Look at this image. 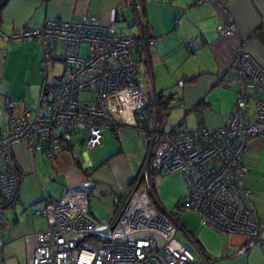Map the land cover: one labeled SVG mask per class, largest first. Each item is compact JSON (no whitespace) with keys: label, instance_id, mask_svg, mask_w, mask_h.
Segmentation results:
<instances>
[{"label":"built area","instance_id":"1","mask_svg":"<svg viewBox=\"0 0 264 264\" xmlns=\"http://www.w3.org/2000/svg\"><path fill=\"white\" fill-rule=\"evenodd\" d=\"M194 1L224 9L226 0ZM234 29L229 15L216 26L223 36ZM3 37L32 39L40 44L43 56L55 54L58 45L63 70L56 84L40 87L32 109L22 107L19 114L9 115L0 132V224L3 210L17 197L14 145L23 144L30 153H41L53 163L62 135L82 131L83 147L90 151L100 144L102 129L119 135L128 128L142 134L147 146L133 184L111 218L88 216L85 189L68 187L37 208L35 213L46 224L34 234L29 264H205L200 254L195 257L191 247L196 246L189 237V245L177 238L185 211L195 213L200 226L220 235L244 236L239 252L255 244L264 247L250 192L243 184L246 168L241 162L249 140L264 138V67L241 42L224 73L215 76L221 88L236 85L223 123L211 130L185 128L168 134L157 128L154 102L137 83L134 53L143 39L139 31L120 35L112 22L82 15L76 20L55 17L36 26L24 24ZM82 43L83 54L79 53ZM181 43L192 50L198 41ZM18 102L5 98L2 105L10 111ZM173 171L179 173L184 193L170 213L152 204L150 174Z\"/></svg>","mask_w":264,"mask_h":264},{"label":"crops","instance_id":"2","mask_svg":"<svg viewBox=\"0 0 264 264\" xmlns=\"http://www.w3.org/2000/svg\"><path fill=\"white\" fill-rule=\"evenodd\" d=\"M82 15L112 22L120 35L142 34V45L134 53L137 83L147 98L154 97L157 128L168 134L185 128L211 130L223 123V115L232 107L236 85L221 88L215 76L224 73L238 43L264 67V0H226L224 9L194 0H6L0 10V131L9 115L19 114L22 107L35 106L39 86L47 79L44 71L41 77L43 63L61 61L56 52L43 62L38 43L31 39L6 40L2 34L24 24L36 26L44 19L76 20ZM226 15L231 16L235 29L223 36L216 26ZM193 38L197 46L186 49L181 40ZM5 98L20 102L6 111L2 105ZM105 130L113 134L117 145L104 139L108 134ZM78 132L82 135L77 143L83 147L84 133L71 134ZM71 134L61 140L53 163L41 153H30L23 144L12 147L19 182L16 200L3 210L4 222L0 224L2 264H29L34 234L46 224L35 210L57 199L68 187L88 191L87 207L95 187L110 189L113 198L107 217L111 218L120 205L116 206L114 199L125 196L128 184H133L146 155L142 134L123 128L115 136L112 130L102 129L100 144L90 151L103 145L106 154L95 166L86 159L84 147L79 151L74 145ZM120 155H128L129 161L124 164L118 158L114 164L110 162V174L99 171L97 175L103 162ZM241 162L246 168L243 184L250 192L259 237L264 240V138L249 140ZM170 173L176 175L162 182L155 180L153 172L150 174L152 204L165 212H174L184 193L178 172ZM180 218L179 242L189 245V237L196 246L195 250L191 247L195 257L200 254L205 264H264V247L258 244L239 252L244 236H222L200 226L193 212L185 211Z\"/></svg>","mask_w":264,"mask_h":264},{"label":"rangeland","instance_id":"3","mask_svg":"<svg viewBox=\"0 0 264 264\" xmlns=\"http://www.w3.org/2000/svg\"><path fill=\"white\" fill-rule=\"evenodd\" d=\"M57 51H58V45H57ZM84 52H85V44L82 43L79 47V53L83 54ZM41 66H42V64H41ZM42 69H43L42 72H40L41 77L43 79V76L45 73V75L47 76V79L45 80V82H41V84L46 83L45 85L48 86L51 81L53 84H56L58 82L59 77L61 75V72L63 70V63H62V61H47V63L44 66H42ZM43 71H44V73H43ZM34 76H37V75L34 73ZM41 84H40V86H41ZM40 86H39V88H40ZM148 99L150 102H154V105H155L154 97L148 98ZM154 113H155V120L157 123L158 122V112H157L156 107L154 108ZM178 116H179V114H178ZM169 118H168V123H171L172 122L171 119L174 118V116L169 117ZM106 132L108 134L104 136V139L106 137L108 142H110L113 146L117 145L115 142V139L113 137V134L110 133L109 131L105 130V133ZM81 135H82L81 132H78L77 134H71V139L73 142H75L74 145L79 148L78 149L79 151H81L83 148L81 145H79L77 143L78 141L81 140ZM103 148H104L103 145H100L99 147H97L96 150L85 152L86 159L90 162H93L92 166L97 165L100 158L103 160V156L106 154V152L103 150ZM80 154H82V152H80ZM110 157L112 158L113 156H110ZM118 158H121V160L123 161L124 164L129 161L128 155L117 156V157L113 158L111 161L107 160L108 162H103L102 166H100L96 170V171H98L97 175L99 174V171H101L102 174L104 171H106L107 174H110L111 171L109 168V164H110V162H112V164H114L115 162H117L116 160ZM153 174L155 176H157V179H155V180H157V181L160 180V182L165 181L166 179L172 178L174 175H176V173L159 174L158 172L157 173L153 172ZM131 185H132V183L128 184L129 187H131ZM101 186H103V185H101ZM112 198L113 197H112V193H110V189H105V188L101 189L99 187H95L94 190L90 193V195L88 197V203H89L88 216L92 220H99L101 218L107 217V215H108L107 211L110 208V205H111L110 200ZM172 209H173V207H172ZM170 213H172V212H170ZM222 236H226V235H222ZM179 237H180V235H179ZM177 238H178V235H177ZM192 264H195V263L192 262Z\"/></svg>","mask_w":264,"mask_h":264},{"label":"trees","instance_id":"4","mask_svg":"<svg viewBox=\"0 0 264 264\" xmlns=\"http://www.w3.org/2000/svg\"><path fill=\"white\" fill-rule=\"evenodd\" d=\"M5 1H6V0H0V10H1L2 6L4 5ZM140 34H141V33H140ZM2 35H3V34H2ZM141 35H142V34H141ZM31 40H32V39H31ZM35 42H36V41H35ZM36 43H38V42H36ZM38 44H39V43H38ZM39 46H40V44H39ZM40 49H41V46H40ZM56 51H57V47H56L55 53H56ZM41 53H42V51H41ZM48 56H50V55H48ZM48 56H43V54H42V60H43V62H44L45 60H47V59L50 58V57H48ZM43 66H44V63H43ZM45 84H46V83H42L41 86H42V85H45ZM41 86H40V87H41ZM48 86H49V85H48ZM51 86H52V85H51ZM39 89H40V88H39ZM15 100H16V99H15ZM17 100H18V99H17ZM19 102H20V101H19ZM19 102H18V103H19ZM165 108L168 109L169 107H168V106H165ZM0 132H1V131H0ZM62 136H63L62 138L60 137L61 140H62V141H65V137H64V135H62ZM115 136H117V135L115 134ZM107 158H108V157H107ZM107 158H106V159H107ZM124 198H125V196H122V197H120V198H117V197H116V198L114 199V201L116 202L115 205L117 206L118 204H120V203L124 200Z\"/></svg>","mask_w":264,"mask_h":264}]
</instances>
